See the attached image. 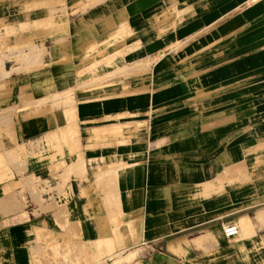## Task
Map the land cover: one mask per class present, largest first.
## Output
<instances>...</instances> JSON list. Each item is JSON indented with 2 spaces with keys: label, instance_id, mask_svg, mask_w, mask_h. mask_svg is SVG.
Instances as JSON below:
<instances>
[{
  "label": "crops",
  "instance_id": "crops-1",
  "mask_svg": "<svg viewBox=\"0 0 264 264\" xmlns=\"http://www.w3.org/2000/svg\"><path fill=\"white\" fill-rule=\"evenodd\" d=\"M66 33L74 85L122 81L152 132L110 137L115 100L0 109V264H264V0H106Z\"/></svg>",
  "mask_w": 264,
  "mask_h": 264
},
{
  "label": "rangeland",
  "instance_id": "rangeland-1",
  "mask_svg": "<svg viewBox=\"0 0 264 264\" xmlns=\"http://www.w3.org/2000/svg\"><path fill=\"white\" fill-rule=\"evenodd\" d=\"M0 1V109L3 114L33 107H46L54 111L67 109L70 114H75L78 105L115 100V112L103 116L101 121L110 126L107 128L111 130L110 137L132 140L138 134H151L152 129L145 123L150 117L143 115L151 112V106H154L150 105L152 102L148 101V105L133 108V112L125 114L122 81L116 80L82 91L81 86L77 88L74 85L70 69L63 68L68 63L65 54L69 47L66 33L68 23L106 0L99 3H95L96 0ZM61 68L63 71H60ZM188 69V66L185 67V71ZM207 87L205 93H202L203 89L197 91L201 93L195 95L198 97L195 103L202 104L209 97L208 93L218 88L214 84ZM76 88L80 94H93L84 98L79 95L78 98L74 94ZM173 90L176 89L169 90L171 95ZM71 137L74 138L72 134Z\"/></svg>",
  "mask_w": 264,
  "mask_h": 264
},
{
  "label": "built area",
  "instance_id": "built-area-1",
  "mask_svg": "<svg viewBox=\"0 0 264 264\" xmlns=\"http://www.w3.org/2000/svg\"><path fill=\"white\" fill-rule=\"evenodd\" d=\"M224 235L227 239H233L239 235V227L235 224H227L223 227Z\"/></svg>",
  "mask_w": 264,
  "mask_h": 264
}]
</instances>
